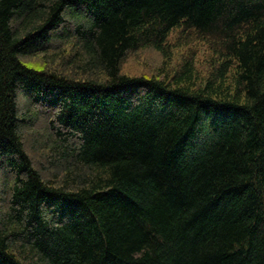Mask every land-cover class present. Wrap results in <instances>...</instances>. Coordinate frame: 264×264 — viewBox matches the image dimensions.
Here are the masks:
<instances>
[{
  "label": "trees",
  "instance_id": "trees-1",
  "mask_svg": "<svg viewBox=\"0 0 264 264\" xmlns=\"http://www.w3.org/2000/svg\"><path fill=\"white\" fill-rule=\"evenodd\" d=\"M0 264H264V0H0Z\"/></svg>",
  "mask_w": 264,
  "mask_h": 264
},
{
  "label": "rangeland",
  "instance_id": "rangeland-1",
  "mask_svg": "<svg viewBox=\"0 0 264 264\" xmlns=\"http://www.w3.org/2000/svg\"><path fill=\"white\" fill-rule=\"evenodd\" d=\"M175 36H176V34L174 33L170 37V40L172 42H175V39H176ZM199 49H201V47ZM173 53H174V55H173V63L170 62L169 64H171L174 67V65L180 63V60H181L180 55L184 54V52L183 51H179V53L178 52L175 53L173 51ZM139 56H140V59H138L136 61H131L127 65L126 71L130 70L131 72L140 75V74H142L144 72V71H142V69H144L145 72L146 71L150 72L151 67H153V69H156L162 63V61L160 60L158 55L155 54L154 52H150L149 50L146 51V52H142ZM202 60L203 59L201 58L200 61H202Z\"/></svg>",
  "mask_w": 264,
  "mask_h": 264
}]
</instances>
